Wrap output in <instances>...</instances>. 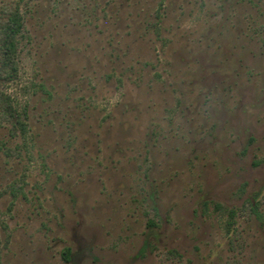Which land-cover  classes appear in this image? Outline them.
Masks as SVG:
<instances>
[{
  "label": "rangeland",
  "instance_id": "374dc122",
  "mask_svg": "<svg viewBox=\"0 0 264 264\" xmlns=\"http://www.w3.org/2000/svg\"><path fill=\"white\" fill-rule=\"evenodd\" d=\"M18 3L0 264H264V0Z\"/></svg>",
  "mask_w": 264,
  "mask_h": 264
},
{
  "label": "trees",
  "instance_id": "16d2710c",
  "mask_svg": "<svg viewBox=\"0 0 264 264\" xmlns=\"http://www.w3.org/2000/svg\"><path fill=\"white\" fill-rule=\"evenodd\" d=\"M24 25V16L19 3L11 7L7 15L0 19V54L4 57L6 66L12 67L10 72L12 74L17 69L16 57L21 39L24 37ZM15 119H17V112L10 97L0 94V126ZM1 146L0 141V149ZM69 255L70 249H67L65 252L67 260Z\"/></svg>",
  "mask_w": 264,
  "mask_h": 264
}]
</instances>
